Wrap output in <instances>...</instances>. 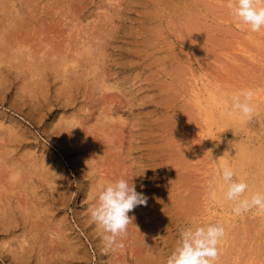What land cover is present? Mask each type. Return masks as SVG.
Segmentation results:
<instances>
[{
	"label": "rangeland",
	"instance_id": "obj_1",
	"mask_svg": "<svg viewBox=\"0 0 264 264\" xmlns=\"http://www.w3.org/2000/svg\"><path fill=\"white\" fill-rule=\"evenodd\" d=\"M4 1L7 5L12 2L10 8L0 12V143L6 142L13 133L17 142L14 146L6 144L3 158L10 164L15 162V167L26 162L27 158L36 162L39 160V172L46 170L48 175H53V172L59 171L57 176L65 181L61 185L56 182L48 185L42 183L44 179L40 175L34 177L35 183L40 181L43 184L38 195L44 197L48 209L45 219L40 221L42 236H47L48 242L54 241V246H47V253H43L39 252L38 245H34L36 252L32 250L30 253L31 264L38 263L39 254L47 258L48 264H67V261L70 264L71 259H65L64 247L59 245L63 239L75 242L85 257L84 262L76 264H138L141 248L134 244V238L137 241L139 235L143 237L151 223L158 226V230L148 242L151 244L158 239L160 247L167 250L162 261L166 264L181 229L193 223L203 225L217 221L224 225L225 236L219 246L216 264H264V215L257 214L255 210L235 215L233 202H222L216 194L215 197L212 195L217 182H222L221 174L225 166L234 170V179L248 184L245 195L249 197L250 184L257 182L259 171H264V30L253 33L247 25L237 23L226 0ZM18 9L20 14H25L26 23L30 25L22 40L25 46L30 47L26 48L32 50L33 56L37 50L43 54L57 45L60 46L56 47L58 50L64 46L62 51L76 56L71 48L77 44L82 46L84 39L94 38L102 31L103 25L112 35L108 39L109 45H105L106 56L94 62L96 65L91 64L93 61L80 59L83 63L80 62L79 73L75 74H56L54 69H46L45 75H49L45 81L32 60L29 64L20 63L22 68L19 67L16 51L13 52L9 43H4L9 35L6 21L9 16H15ZM186 13L191 14L188 16ZM62 43L66 45L62 46ZM177 73H180L177 76L180 79L174 78ZM248 89L255 94L254 115L251 118L238 113L229 115L231 97ZM73 118L79 121V127L77 125L66 134L65 122ZM120 176L129 181L133 179L136 191L147 197V205L136 207L129 213L136 221L133 219V224L129 225L127 234L122 238L124 247L108 250L102 242V234L90 220L88 209L96 202L105 181L107 183ZM55 187L65 193L64 201L60 196L56 198L59 189ZM94 189L97 191L94 192ZM18 192L19 189H16L12 200L16 206L18 202L24 206L26 197ZM155 212L158 213L154 217L156 220L152 218L150 221L149 217ZM18 213V218L14 217L17 222L20 220L18 228L9 235L0 232V245L10 240L17 245L24 239L23 234H28L32 225L26 228L21 222L22 214L19 216ZM59 226L65 232H61L63 239L60 241V236L55 235L62 231ZM28 237L33 242L32 237ZM54 248L61 249L54 251ZM3 262L0 261L1 264Z\"/></svg>",
	"mask_w": 264,
	"mask_h": 264
},
{
	"label": "bare ground",
	"instance_id": "obj_2",
	"mask_svg": "<svg viewBox=\"0 0 264 264\" xmlns=\"http://www.w3.org/2000/svg\"><path fill=\"white\" fill-rule=\"evenodd\" d=\"M22 1V0H21ZM76 1V0H75ZM118 1V0H117ZM122 1V0H121ZM9 2V1H8ZM12 2V1H11ZM11 2H9V4L7 5V1H4V0H0V12H5L6 11V9H7V7L8 8H10L9 6H10V3ZM19 2V1H18ZM23 2V1H22ZM65 2V1H64ZM63 2V3H64ZM92 2V1H91ZM90 2V3H91ZM130 2V1H129ZM15 3H16V0H15ZM62 3V2H61ZM159 3V2H158ZM139 4V3H138ZM156 4V3H155ZM12 5V4H11ZM69 5H70V3H69ZM68 5V6H69ZM143 5V4H142ZM188 5V4H187ZM14 6V5H13ZM12 6V7H13ZM57 7V6H56ZM72 7V6H71ZM82 7V6H81ZM187 7V6H186ZM207 7V6H206ZM18 8V7H17ZM29 8V7H28ZM59 8V7H58ZM107 8V7H106ZM170 8V7H169ZM178 8V7H177ZM121 9V8H120ZM182 9V8H181ZM180 9V10H181ZM189 9V8H188ZM11 10H12V8H11ZM28 10H30V9H28ZM35 10V9H34ZM170 10V9H169ZM74 12V11H73ZM117 12V11H116ZM191 12V11H190ZM10 13V12H9ZM98 13V12H97ZM156 13V12H155ZM161 13V12H160ZM185 13V12H184ZM195 13V12H194ZM215 13V12H214ZM11 14V13H10ZM16 15L14 16V15H12V17L11 16H9V18L7 19V21H6V23H7V27H6V25H5V28H6V30L9 32V35L7 36V38H6V40H5V42L4 43H9V45L8 46H11L12 47V49H14V51L13 52H15V54H16V58L18 59H16L19 63V67H21L20 66V63H22V62H24V63H26V62H28V64H29V62L32 60V64H33V62H34V66H36V67H38V69H37V71H39V75L43 78L44 77V80L46 81V79L45 78H47V75H49L48 73H47V75H45L46 74V69H54V71L56 72V74H75V73H79V71H78V69H80V62L81 63H83V61H81V60H84V61H93L91 64L92 65H96L94 62H96L97 63V61H99L100 60V58L103 56V57H105L106 56V52L107 51H105V49H106V47H105V45L108 43V39L112 36L111 34H110V30L109 29H107V28H105L104 27V25H103V27L105 28V30H104V28L103 27H101L102 28V31H100L95 37H94V35H92L94 38H91L92 40L94 39V41L96 42V41H98V42H96V43H93L92 42V40L91 39H84V37L83 38H81V39H84V41H83V44H82V46L80 45V44H77L76 46H77V48L75 49V47H72L71 48V50H74L75 52L74 53H76V56L75 55H71V57H72V59H70V55L69 54H66L65 52H64V50L62 51V49H63V45H66V44H64V43H62V46L63 47H61V50H58V48H56V47H59L60 48V46H53V48H51L50 50H45V52H43V54L42 53H38V50H37V54L36 55H32V53H31V51H29V50H27V48L26 47H28V46H25V43H24V41L22 40V36L24 37V33H27V29L29 28L30 29V27H28V26H30V25H28L27 23H26V20H25V17H24V15H22V14H20V10L18 9L17 10V13H15ZM77 14V13H76ZM118 14V13H117ZM151 14V13H150ZM154 14V13H153ZM163 14V13H162ZM171 14V13H170ZM191 14V13H190ZM189 14V15H190ZM46 15V14H45ZM53 15V14H52ZM175 15V14H174ZM186 15H188L187 13H186ZM188 15V16H189ZM147 17V16H146ZM162 17H163V15H162ZM42 18V17H41ZM119 18V17H118ZM181 18V17H180ZM4 19V18H3ZM40 19V18H39ZM110 19V18H109ZM125 19V18H124ZM55 20V19H54ZM57 20V19H56ZM74 20V19H73ZM4 21V20H3ZM27 21H29V19L27 20ZM41 21V20H40ZM155 21V20H154ZM153 21V22H154ZM159 21V20H158ZM166 21H168V20H166ZM38 22V21H37ZM105 22V21H104ZM160 22V21H159ZM4 23V22H3ZM5 23V24H6ZM32 23V22H31ZM30 23V24H31ZM52 23V22H51ZM56 23V22H55ZM103 23V22H102ZM162 24H163V21L161 22ZM190 23H192V22H190ZM35 24V23H34ZM159 24V23H158ZM196 24V23H195ZM200 24V23H199ZM187 25V24H186ZM4 28V27H3ZM109 28V27H108ZM57 29V28H56ZM75 29V28H74ZM77 29V28H76ZM75 29V30H76ZM95 29V28H94ZM178 29V28H177ZM34 30V29H33ZM91 30V29H90ZM191 30V29H190ZM41 31H42V29H41ZM46 31V30H45ZM52 31V30H51ZM58 31V30H57ZM103 31L105 32V33H103ZM192 31V30H191ZM40 32V31H39ZM84 32V31H83ZM203 32V31H202ZM36 33V32H35ZM50 33V32H49ZM54 33H55V31H54ZM145 33V32H144ZM2 34V33H1ZM33 34V33H32ZM38 34V33H37ZM61 34V33H60ZM66 34V33H65ZM73 34V33H72ZM142 34V33H141ZM151 34V33H150ZM57 35H59V34H57ZM153 35V34H152ZM34 36V35H33ZM50 36V35H49ZM55 36V35H54ZM140 36V35H139ZM143 36V35H142ZM196 36V35H195ZM6 37V36H5ZM27 36H25V38H26ZM74 37H75V35H74ZM82 37V36H81ZM2 38V37H1ZM49 39V38H48ZM113 39V38H112ZM112 39H111V41H112ZM154 39H155V37H154ZM164 39V38H163ZM185 39V38H184ZM25 40V42H26V39H24ZM63 40V39H62ZM75 40H77L76 38H75ZM80 40V39H79ZM91 40V41H90ZM147 40V39H146ZM173 40V39H172ZM3 41V40H2ZM36 41H37V39H36ZM52 41H54V40H52ZM57 41V40H56ZM131 41V40H130ZM136 41V40H135ZM152 41V40H151ZM153 41H155V40H153ZM152 41V42H153ZM55 42V41H54ZM61 42V41H60ZM116 42H117V40H116ZM163 42V41H162ZM59 43V42H58ZM38 44V43H37ZM57 44V43H56ZM73 44V43H72ZM160 44V43H159ZM158 44V45H159ZM27 45V44H26ZM68 45H69V43H68ZM74 45H75V43H74ZM109 44H107L106 46H108ZM145 45V44H144ZM2 46V45H1ZM6 46V45H5ZM40 46V45H39ZM79 46H80V48H79ZM112 46V45H111ZM153 46V45H152ZM49 47H50V45H49ZM69 47V46H68ZM71 47V46H70ZM171 47V46H170ZM205 47V46H204ZM203 47V48H204ZM10 48V47H9ZM28 48H30V47H28ZM33 48V47H32ZM42 48V47H41ZM43 48H46V47H43ZM66 48L67 47H65L64 49H65V51L67 52V50H66ZM74 48V49H73ZM113 48V47H112ZM149 48V47H148ZM152 48V47H151ZM172 48V47H171ZM48 49V48H47ZM70 49V48H69ZM118 49V48H117ZM11 50V49H10ZM39 50H40V48H39ZM42 50V49H41ZM40 50V51H41ZM70 50V51H71ZM127 50H129V49H127ZM168 50V49H167ZM34 52H36V50L34 51ZM42 52V51H41ZM125 52V51H124ZM132 52V51H131ZM135 52V51H134ZM141 52H143V51H141ZM139 53H140V51H139ZM142 54V53H141ZM176 54V53H175ZM69 56V57H68ZM136 56V55H135ZM167 56V55H166ZM165 56V57H166ZM190 56V55H189ZM15 56L13 55V58H14ZM150 57V56H149ZM157 57H159V56H157ZM179 57V56H178ZM139 58V57H138ZM148 58V57H147ZM81 59V60H80ZM164 59V58H163ZM167 59H169V58H167ZM3 60V59H2ZM15 60V61H16ZM155 60V59H154ZM156 60H158V59H156ZM161 60V59H160ZM178 60V59H177ZM180 60V59H179ZM169 61V60H168ZM185 61V60H184ZM70 62H71V64H70ZM158 62V61H157ZM163 62H164V60H163ZM85 63V62H84ZM140 63V62H139ZM138 63V64H139ZM159 63V62H158ZM167 63V62H166ZM27 64V65H28ZM87 64V63H86ZM86 64H84V65H86ZM91 64L89 63V65H90V67H91ZM102 64V63H101ZM174 64V63H173ZM16 65V64H15ZM26 65V66H27ZM123 65V64H122ZM149 65V64H148ZM33 66V65H32ZM54 66V67H53ZM83 66V64L81 65V67ZM174 66V65H173ZM93 67V66H92ZM155 67V66H154ZM177 67V66H176ZM175 67V68H176ZM10 68H11V66H10ZM9 68V69H10ZM22 68V67H21ZM171 68V67H170ZM178 68V67H177ZM176 68V69H177ZM181 68H183V67H180V69ZM15 69V68H14ZM189 69V68H188ZM12 70V69H11ZM163 70V69H162ZM10 71V70H9ZM41 71V72H40ZM173 71V70H172ZM8 72V71H7ZM160 73V72H159ZM174 73H176L175 71H174ZM16 74V73H15ZM28 74V73H27ZM55 74V73H54ZM85 74H87V73H85ZM168 74V73H167ZM170 74V73H169ZM178 74V73H177ZM177 74H174V78L175 77H177V76H179L180 75V73L177 75ZM24 75V74H23ZM32 75V74H31ZM35 76L37 75V74H34ZM29 76V75H28ZM38 76V75H37ZM34 77V76H33ZM83 77V76H82ZM97 77V76H96ZM103 77V76H102ZM108 78V77H107ZM177 78H179V77H177ZM176 78V79H177ZM75 79V78H74ZM76 79H77V77H76ZM79 79V78H78ZM85 79V78H84ZM102 79V78H101ZM180 79V78H179ZM30 80V79H29ZM41 80H43V79H41ZM40 80V81H41ZM67 81V80H66ZM98 81V80H97ZM178 81V80H177ZM179 82V81H178ZM101 83V82H100ZM104 83V82H103ZM199 83V82H198ZM41 84H43L42 82H41ZM211 84H213L212 82H211ZM1 85V84H0ZM40 85V84H39ZM33 86V85H32ZM31 86V87H32ZM72 86V85H71ZM74 86V85H73ZM211 86V85H210ZM220 86V85H219ZM49 87V86H48ZM88 87V86H87ZM30 88V87H29ZM38 88V87H37ZM70 88V87H69ZM72 88V87H71ZM113 88V87H112ZM193 88V87H192ZM195 88V87H194ZM46 90H47V88H45ZM76 89V88H75ZM101 89V88H100ZM32 90V89H31ZM35 90V89H34ZM78 90V89H77ZM97 90V89H96ZM214 91V90H213ZM40 92H41V90H40ZM59 92V91H58ZM64 92V91H63ZM110 92V91H109ZM228 92V91H227ZM49 93V92H48ZM60 93V92H59ZM66 93V92H65ZM104 93V92H103ZM190 93V92H189ZM39 94V93H38ZM199 94V93H198ZM34 95V94H33ZM32 95V96H33ZM55 95V94H54ZM63 95V94H62ZM186 95V94H185ZM259 95V94H258ZM43 97V96H42ZM46 97V96H45ZM67 97V96H66ZM25 98H26V96H25ZM72 98H74V97H72ZM186 98V97H185ZM208 98V97H207ZM34 99V98H33ZM24 100V99H23ZM22 100V101H23ZM58 100V99H57ZM71 100V99H70ZM210 100V99H209ZM100 102V101H99ZM188 103V102H187ZM191 103V102H190ZM66 104V103H65ZM69 104V103H68ZM192 104V103H191ZM231 104V103H230ZM260 104V103H259ZM185 107H187V106H185ZM211 107H212V105H211ZM87 108V107H86ZM190 109H192L191 107H189ZM213 108V107H212ZM126 110H127V108H126ZM191 111V110H190ZM186 112V111H185ZM199 112V111H198ZM131 113V112H130ZM191 113V112H190ZM207 113V112H206ZM155 114V113H154ZM159 114V113H158ZM157 114V115H158ZM187 114H188V111H187ZM126 115V114H125ZM153 116V115H152ZM160 116V115H159ZM158 116V117H159ZM161 116H163V115H161ZM160 116V117H161ZM202 116V115H201ZM117 117V116H116ZM174 117V116H173ZM69 118V117H68ZM84 118V117H83ZM83 118H81V119H83ZM90 118V117H89ZM118 118V117H117ZM137 118V117H136ZM164 118V117H163ZM80 119V118H79ZM88 119V118H87ZM155 119V118H154ZM104 120V119H103ZM124 120V119H123ZM195 120V119H194ZM88 121V120H87ZM86 121V122H87ZM139 121V120H138ZM148 121V120H147ZM111 122V121H110ZM109 122V123H110ZM122 122V121H121ZM142 122V121H141ZM183 122V121H182ZM66 123V126L67 127H65L64 128V130L66 131H64L66 134L67 133H70L69 131L70 130H72L73 128L75 129V127L78 125V127H79V121L78 120H76V118H73V120L72 121H66L65 122ZM159 123H161V122H159ZM169 123V122H168ZM173 123V122H172ZM59 124V123H58ZM106 125H107V123H105ZM124 124H125V122H124ZM147 124V123H146ZM156 124H157V122H156ZM164 124V123H163ZM4 125V124H3ZM119 125V124H118ZM7 126V125H6ZM110 126H112V125H110ZM132 126V125H131ZM195 126H196V124H195ZM210 126V125H209ZM2 127H5V126H2ZM54 127V126H53ZM113 127V126H112ZM121 127V126H120ZM134 127V126H133ZM144 127V126H143ZM163 127V126H162ZM196 127H198V126H196ZM85 128H87V127H85ZM106 128V127H105ZM142 128V127H141ZM165 128V127H164ZM201 128V127H200ZM1 129V128H0ZM5 129V128H4ZM12 129V128H11ZM14 129V128H13ZM79 129V128H78ZM80 129H82V128H80ZM156 129V128H155ZM169 129V128H168ZM222 129V128H221ZM52 130V129H51ZM87 130V129H86ZM117 130V129H116ZM133 130V129H132ZM195 130V129H194ZM5 131V130H4ZM18 131H20V130H18ZM78 131V130H77ZM80 131V130H79ZM84 131V130H83ZM102 131V130H101ZM120 131V130H119ZM118 131V132H119ZM93 132V131H92ZM95 132V131H94ZM105 132V131H104ZM121 132V131H120ZM134 132V131H133ZM203 132V131H202ZM13 133V132H12ZM18 133V132H17ZM64 133V134H65ZM79 133V132H78ZM98 133V132H97ZM109 133H111V132H109ZM116 133V132H115ZM8 134V133H7ZM14 134V135H13ZM12 135L13 136H9V138H8V140L6 141V142H4L3 141V143H0V232L1 233H3L4 235L5 234H7V235H9L10 233H11V231H13V230H15L16 229V227L19 225V221L20 220H18V222H17V220H15L16 218H18V217H16L17 216V213H18V211H19V216L21 215V222H23L24 223V225H25V227L27 228L28 226H30V225H32L31 227H30V229L27 231L28 232V234H23V235H25V236H23V240H22V242H20V243H18L17 245H14L15 244V241L14 240H10V242H5V244H1L0 245V248H2V249H4L3 251H1L0 252V261H4L3 262V264H31V260H32V258H31V256H30V253L31 252H33L32 250H34V252H36L35 250H36V246H34V245H38L37 247H39V252H43V253H47V246H49V248H50V246H54L53 245V242H51V240H50V242H48V240H46V238L45 237H47V236H42V235H44L43 234V232L41 231V228H40V225H41V223L43 222L42 220H44L45 219V217H46V215H47V211H48V209H47V207H46V203L44 204V197H42V196H40V195H38L39 194V191L40 190H42V188L41 187H43V184L42 183H47L48 185H50V182H51V184L53 183H58V184H63V183H65V181L64 180H62L61 179V177H59V176H57V173L56 172H59V171H56V172H53V175L52 174H49L48 175V171H46L45 170V172L44 173H42V172H39V170L37 169L38 167V164H39V160L36 162V161H34V160H31V159H25L26 160V162H22L23 164H21V165H19L18 167H15L16 166V164H15V162L14 163H9L8 161H7V159H4L3 158V153H4V151H5V146H6V144H8V145H12L13 144V146H14V144H15V142H17V138H16V136H15V133H13ZM59 134H61V133H59ZM80 134V133H79ZM78 134V135H79ZM89 134V133H88ZM114 133H112L111 135H113ZM135 134V133H134ZM158 134V133H157ZM167 134V133H166ZM165 134V135H166ZM6 135V134H5ZM74 135V134H73ZM127 135V134H126ZM132 135V134H131ZM216 135V134H215ZM7 136V135H6ZM24 136H26V138L28 137L27 135H24ZM57 136V135H56ZM67 136V135H66ZM116 136V135H115ZM158 136V135H157ZM206 136V135H205ZM8 137V136H7ZM92 137V136H91ZM111 137V136H110ZM134 137V136H133ZM216 137V136H215ZM220 137V136H219ZM218 137V138H219ZM5 138V137H4ZM25 138V139H26ZM75 138V137H74ZM78 138V137H77ZM116 138H118V136L116 137ZM144 138H146V137H144ZM214 138V137H213ZM6 139V138H5ZM24 139V138H23ZM84 139H86V137L84 138ZM89 139V138H88ZM111 139V138H110ZM119 139V138H118ZM130 140V139H129ZM134 140V139H133ZM148 140V139H147ZM29 141V139H27V142ZM137 141V140H136ZM216 141V140H215ZM218 141V140H217ZM216 141V142H217ZM23 142V141H22ZM21 142V143H22ZM30 142V141H29ZM107 142V141H106ZM117 142H118V140H117ZM132 142V141H131ZM5 143V144H4ZM76 143V142H75ZM93 143V142H92ZM110 143V142H109ZM18 144V143H17ZM20 144V143H19ZM113 144V143H112ZM133 144V143H132ZM207 144V143H206ZM21 145V144H20ZM116 145V144H115ZM168 145V144H167ZM13 146H11V147H13ZM22 146V145H21ZM84 146V145H83ZM134 146V145H133ZM164 146V145H163ZM10 147V146H9ZM10 147V148H11ZM25 147V146H24ZM106 147V146H105ZM108 147V146H107ZM139 147V146H138ZM161 147V146H160ZM13 148H15V149H17L16 147H13ZM26 148V147H25ZM79 148V147H78ZM83 148V147H82ZM81 148V149H82ZM94 148H95V146H94ZM110 148V147H109ZM106 149V148H105ZM114 149H116V147L114 148ZM143 149V148H142ZM151 149V148H150ZM156 149V148H155ZM154 149V150H155ZM160 149V148H159ZM19 150V148L17 149V151ZM111 150V149H110ZM140 150V149H139ZM149 150V149H148ZM9 151V150H8ZM15 151V150H14ZM25 151V150H24ZM30 151V150H29ZM37 151V150H36ZM152 151H153V149H152ZM13 152V151H12ZM86 152V151H85ZM100 152V151H99ZM108 152H111V151H108ZM9 153V152H8ZM88 154V153H87ZM105 154V153H104ZM109 154V153H108ZM115 154V153H114ZM243 154H245V152L243 151ZM5 155V154H4ZM121 155V154H120ZM12 156V155H11ZM42 156V155H41ZM45 156V155H44ZM154 156V155H153ZM161 156V155H160ZM29 157V156H28ZM38 157V156H37ZM9 158V157H8ZM13 158V157H12ZM46 158H47V156H46ZM87 158H88V156H87ZM104 158V157H103ZM119 158V157H118ZM254 158V157H253ZM4 159V160H3ZM16 159V158H15ZM49 160H52V159H50V158H48ZM120 159V158H119ZM128 159V158H127ZM162 159V158H161ZM247 159V158H246ZM47 160V159H46ZM100 160V159H99ZM115 160V159H114ZM114 160H112V161H114ZM258 160V159H257ZM110 161V160H109ZM249 161H250V159H249ZM6 162H8L7 164H6ZM43 162H45V161H43ZM132 162V161H131ZM136 162V161H135ZM237 161H235V163H236ZM46 163V162H45ZM93 163H95V162H93ZM115 163V162H114ZM166 163V162H165ZM171 163V162H170ZM174 163V162H173ZM245 163H246V161H245ZM49 164V163H48ZM113 164V163H112ZM111 164V165H112ZM136 164V163H135ZM211 164V163H210ZM224 164V159L222 158V165ZM87 165V164H86ZM88 165H90V164H88ZM115 164H113V166H114ZM127 165V164H126ZM132 165V164H131ZM141 165V164H140ZM144 165V164H143ZM168 165V164H167ZM213 165V164H212ZM45 166V165H44ZM47 167L46 168H48V165H46ZM51 166V165H50ZM96 166V165H95ZM99 166V165H98ZM244 166V165H243ZM90 167V166H89ZM102 167V166H101ZM132 167V166H131ZM171 167V166H170ZM41 168V167H40ZM117 168V167H116ZM167 168V167H166ZM174 168H175V166H174ZM51 169V168H50ZM53 169H54V167H53ZM150 169H152V168H150ZM212 169V168H211ZM262 169V168H261ZM9 170H10V172H9ZM41 170V169H40ZM49 170V169H48ZM80 170V169H79ZM95 170V169H94ZM104 170V169H103ZM107 170V169H106ZM112 170V169H111ZM115 170V169H114ZM118 170H120V169H118ZM123 170V169H122ZM140 170V169H139ZM138 170V171H139ZM142 170V169H141ZM42 171V170H41ZM97 171V170H96ZM99 171V170H98ZM143 171V170H142ZM209 171V170H208ZM85 172V171H84ZM109 172V171H108ZM108 172H106V175H108L107 173ZM122 172V171H121ZM163 172V171H162ZM166 172V171H165ZM170 172V171H169ZM36 173H38V174H36ZM60 173V172H59ZM93 173V172H92ZM97 173V172H96ZM218 173V172H217ZM117 174V173H116ZM139 174H142V173H139ZM35 175H40L41 177H42V180L44 179V180H47V182L46 181H44L43 180V182L42 183H40V181L38 182V183H35V181H34V177H35ZM109 175H111V174H109ZM113 175V174H112ZM53 176H54V178H53ZM88 176V175H87ZM100 176V175H99ZM124 176V175H123ZM139 176V175H138ZM216 176H218V174L216 175ZM96 177V176H95ZM107 177V176H106ZM121 177V176H120ZM104 178H105V176H104ZM103 178V179H104ZM108 178V177H107ZM114 178V177H113ZM112 178V179H113ZM129 178V177H128ZM218 179H219V176L217 177ZM258 179L256 180L257 182L256 183H252V184H250V186H251V188H250V190H249V192L251 193V194H253V193H255V192H264V171H263V169L261 170V171H259V176L257 177ZM37 179V178H36ZM96 179V178H95ZM99 179H101V178H99ZM106 179V178H105ZM104 179V180H105ZM109 179V178H108ZM127 179V178H126ZM135 179V178H134ZM115 180V179H114ZM91 181H92V179H91ZM90 181V182H91ZM145 181V180H144ZM89 182V183H90ZM217 182V181H216ZM92 183V182H91ZM98 183V185H99V182H97ZM100 183L102 184L103 182L102 181H100ZM105 183H106V181H105ZM104 183V184H105ZM134 183V182H133ZM94 184V183H93ZM100 184V185H101ZM103 184V185H104ZM135 184V183H134ZM60 185H59V188H60ZM143 185V184H142ZM55 186V185H54ZM53 186V187H54ZM67 186V185H66ZM46 187V186H45ZM157 187V186H156ZM41 188V189H40ZM49 188H51V186L49 187ZM55 188H57V187H55ZM59 188H57V189H59ZM96 188H97V185H96ZM102 188V187H101ZM212 188H214V187H212ZM16 189H19V191L20 192H18L19 194H23L24 195V197H26V199H25V205L23 206L22 204H20L18 201V206H16L15 204H14V202H13V200H12V196H13V194H14V192L16 191ZM97 189H99V188H97ZM97 189L95 190H93L94 192L95 191H97ZM161 189V188H160ZM47 190V189H46ZM50 190V189H49ZM51 190H54L53 188H51ZM90 190V189H89ZM162 190V189H161ZM215 191V196H216V198H218V200H220V201H225V199H224V192H226V190H227V188H226V185H224L223 184V181L222 182H217V184H216V187H215V189H214ZM92 191V192H93ZM99 191V190H98ZM48 192V191H47ZM211 192V191H210ZM53 193V192H52ZM57 193L58 194H56V198L58 199L59 198V196H60V199L62 200V201H64L65 200V193H63L62 194V192H61V189H59V191L57 190ZM163 193V192H162ZM174 192H172V194H173ZM170 194V193H169ZM91 195H96V193L95 194H91ZM145 195V194H144ZM168 195V194H167ZM179 195V194H178ZM20 196H22V195H20ZM31 196H34L33 198H31ZM40 196V197H39ZM53 196H54V194H53ZM172 196V195H171ZM214 196V197H215ZM19 198V197H18ZM179 198H181V197H179ZM207 198V197H206ZM209 198V197H208ZM35 199V200H34ZM37 199V200H36ZM92 199V198H91ZM182 199V198H181ZM179 200V199H178ZM205 200V199H204ZM217 200V199H216ZM217 200V201H218ZM186 201V200H185ZM203 201V200H202ZM178 202V201H177ZM180 202H182V201H180ZM183 202H184V200H183ZM221 202V203H222ZM50 203V202H49ZM218 203H219V201H218ZM227 203V202H226ZM186 204V203H185ZM192 204H194V203H192ZM169 205V204H168ZM190 205V204H189ZM228 205V204H227ZM16 206V207H15ZM151 206V205H150ZM194 206V205H193ZM222 206V205H221ZM137 207H139V206H137ZM185 207H187V206H185ZM191 207H192V205H191ZM196 207V206H195ZM203 207V206H202ZM197 208H198V206H197ZM18 209V210H17ZM153 209H155V208H153ZM157 209V208H156ZM189 209V208H188ZM191 209V208H190ZM196 209V208H195ZM202 209V208H201ZM206 209V208H205ZM204 209V210H205ZM17 210V211H16ZM163 210V209H162ZM162 210H160V211H162ZM165 210V209H164ZM192 210V209H191ZM190 210V211H191ZM199 210V209H198ZM197 210V211H198ZM137 211V210H136ZM147 211V210H146ZM160 211H158V212H160ZM21 212V213H20ZM192 212V211H191ZM142 213H144V211L142 212ZM163 213V212H162ZM161 213V214H162ZM52 214V213H51ZM164 214V213H163ZM68 215V214H67ZM129 215V214H128ZM142 215V214H141ZM154 215V216H153ZM187 215V214H186ZM150 216V215H149ZM158 216V213L157 212H155V213H153L149 218L151 219L150 221H152V218H154V217H157ZM161 216V215H160ZM210 216V215H209ZM14 217H16V218H14ZM131 217V216H130ZM144 217V216H143ZM203 217V216H202ZM245 217H247V216H245ZM148 218V219H149ZM177 218V217H176ZM182 218V217H181ZM186 218V217H185ZM187 219V218H186ZM135 220V219H134ZM138 220V219H137ZM144 220H145V218H144ZM154 220H156L155 218H154ZM189 220V219H188ZM40 221H42V222H40ZM136 221V220H135ZM180 222V221H179ZM214 222H216V221H214ZM217 222H219V221H217ZM135 223V222H134ZM157 223V222H156ZM155 223V224H156ZM157 224H159V223H157ZM262 224V223H261ZM24 225H22L23 226V228H25L24 227ZM143 225V224H142ZM247 226L249 225V224H246ZM49 226V225H48ZM146 226V225H145ZM224 226V225H223ZM43 227V226H42ZM60 228L59 229H61L62 231H59L60 233H58V232H56V236H60V238H58V240L60 239H63V238H61V236L62 235H60L61 234V232H63L64 230L62 229V227L61 226H59ZM136 230L138 229V226L136 225ZM165 227H167V226H165ZM234 227V226H233ZM18 228V227H17ZM58 228V227H57ZM132 228V227H131ZM234 228H236V227H234ZM250 228V227H249ZM20 229V228H19ZM263 229V228H262ZM52 230V229H51ZM158 230V226L156 227V225H154V226H152V223H151V225H150V228H149V230H148V232H146V233H143V234H145V235H143V237L142 236H140L139 234V238L137 239V241H136V238H134L135 239V245L136 246H139L141 249L139 250L140 251V254H138L139 256H138V258H137V261H138V264H165L164 262H162L163 261V258H164V256H166L167 254H166V252L165 251H167V250H165L164 248H162V247H160L161 246V244H160V242H158V239L157 240H154L151 244H149V239L150 238H152L153 239V236H154V234H155V232ZM253 229H251L250 231H252ZM264 230V229H263ZM25 231V230H24ZM24 231H21V232H24ZM50 231V230H49ZM48 231V232H49ZM53 231V230H52ZM130 231H132V229H130ZM160 231H161V229H160ZM240 231V230H239ZM254 231V230H253ZM47 232V233H48ZM100 232V231H99ZM135 232V231H134ZM138 232H140L141 233V231H138ZM241 232L242 231H240L239 233L241 234ZM26 233V232H25ZM49 233H51V232H49ZM63 233H65V232H63ZM97 233V232H96ZM230 233V232H229ZM15 234V233H14ZM127 234V233H126ZM231 234V233H230ZM11 235H13V234H11ZM10 235V236H11ZM50 235V234H49ZM129 235V234H128ZM135 235H137V234H135ZM13 236H15V235H13ZM28 236H31L32 237V239H33V242L32 241H30L29 240V237ZM133 236V235H132ZM158 236V235H157ZM127 237V236H126ZM141 237V238H140ZM6 238V237H5ZM17 238V237H16ZM44 238V239H43ZM94 238H96V237H94ZM31 239V238H30ZM48 239V238H47ZM56 239V238H55ZM124 239V238H123ZM59 240V241H60ZM128 240H129V237H128ZM130 240H133V239H130ZM2 242V241H1ZM16 242H17V240H16ZM32 242V243H31ZM125 242V241H124ZM235 242V241H234ZM126 243V242H125ZM55 244V243H54ZM165 244V243H164ZM59 245H61L62 247H64L63 249L65 250L64 251V253H65V259H71V263L70 264H76V263H78L79 261L80 262H84V260H86L85 259V257L84 256H82V254L80 253V251H79V248H78V246L75 244V242H73V241H70V240H65L64 241V239H63V242L61 243V244H59ZM59 245H58V247H59ZM127 245V244H126ZM133 245V244H132ZM229 245H230V241H229ZM142 246H144V247H142ZM220 246V245H219ZM160 247V248H159ZM166 247V246H165ZM230 247V246H229ZM231 247H232V245H231ZM99 248V247H98ZM136 248V247H135ZM134 248V249H135ZM228 248V247H227ZM243 248V247H242ZM59 249H61V248H59ZM59 249H55L54 248V251H58ZM108 249V248H107ZM116 249V248H115ZM224 250H227V249H225V247L223 248ZM230 250L232 249V248H229ZM51 250H53V249H51ZM50 250V251H51ZM109 250V249H108ZM138 250V249H137ZM234 250V249H233ZM104 251V250H103ZM106 251V250H105ZM228 251V250H227ZM53 252V251H52ZM98 252V251H97ZM102 252V251H101ZM112 252V251H111ZM132 252H133V250H132ZM48 253L50 254V252L48 251ZM55 253H57V252H55ZM224 253V252H223ZM58 254V253H57ZM105 254V253H104ZM119 254H121V253H119ZM136 254V253H135ZM166 254V255H165ZM227 254V253H226ZM54 255V254H53ZM52 255V256H53ZM124 255V254H123ZM133 255V254H132ZM61 256H63V254L61 253ZM99 256V255H98ZM137 256V255H136ZM226 256H228V255H226ZM51 257V256H50ZM104 257V256H103ZM111 257V256H110ZM52 258V257H51ZM63 258H64V256H63ZM128 258V257H127ZM68 259V260H69ZM135 259V258H134ZM221 259V258H220ZM229 259V258H228ZM54 260H56V259H54ZM131 260V259H130ZM231 260V259H230ZM62 261V260H61ZM124 261V260H123ZM37 264H48L47 262H48V260H47V258H45L44 257V255H42V254H39V257H37ZM53 262V261H52ZM104 262V261H103ZM58 263V262H57ZM56 263V264H57ZM67 264H69V261H67L66 262ZM1 264V263H0ZM51 264V263H50ZM59 264V263H58ZM110 264V263H109ZM116 264V263H115ZM126 264V263H125ZM137 264V263H136Z\"/></svg>",
	"mask_w": 264,
	"mask_h": 264
},
{
	"label": "clouds",
	"instance_id": "obj_3",
	"mask_svg": "<svg viewBox=\"0 0 264 264\" xmlns=\"http://www.w3.org/2000/svg\"><path fill=\"white\" fill-rule=\"evenodd\" d=\"M234 20L247 25L253 33L264 30V0H226ZM254 92L242 90L231 97L229 115L240 114L251 118L255 113ZM234 170L225 166L221 178L227 186L224 199L233 202V213L240 215L255 210L264 215V192L246 196L249 186L243 180L234 179ZM215 195V192H212ZM146 206L147 197L136 191L133 179L118 178L105 183L98 192L96 202L88 209L90 220L102 234L106 248H123L122 238L126 235L133 217L128 214L137 206ZM225 236V228L219 222L210 224L193 223L180 230L176 245L167 257L166 264H216L219 245Z\"/></svg>",
	"mask_w": 264,
	"mask_h": 264
}]
</instances>
